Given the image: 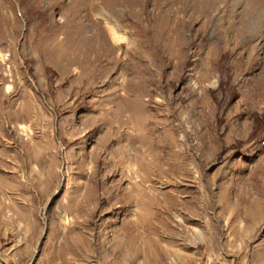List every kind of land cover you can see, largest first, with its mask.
<instances>
[{
	"label": "rangeland",
	"instance_id": "obj_1",
	"mask_svg": "<svg viewBox=\"0 0 264 264\" xmlns=\"http://www.w3.org/2000/svg\"><path fill=\"white\" fill-rule=\"evenodd\" d=\"M0 264H264V0H0Z\"/></svg>",
	"mask_w": 264,
	"mask_h": 264
},
{
	"label": "bare ground",
	"instance_id": "obj_2",
	"mask_svg": "<svg viewBox=\"0 0 264 264\" xmlns=\"http://www.w3.org/2000/svg\"><path fill=\"white\" fill-rule=\"evenodd\" d=\"M108 35H109V37H110V39H111V41L115 44V45H117V46H119L120 47V45H121V42L123 41V37L121 36V35H119L118 33H117V31L115 30V28H113V26L111 27H109V31H108ZM21 110V109H20ZM20 116V118L22 119V120H24V119H26V118H28V114L27 115H19ZM117 117H118V119H117V121L120 123V126L122 125V124H126V123H128V120H125V119H123V117H125L124 115H123V113H121V112H119L118 113V115H117ZM19 118V117H18ZM37 119V118H36ZM35 119V120H36ZM19 124V123H18ZM21 127H23V126H21ZM19 129V128H18ZM154 129V128H153ZM150 130V129H149ZM152 131V130H151ZM150 132V131H149ZM148 132V133H149ZM154 132H155V130H154ZM157 132H158V130H157ZM150 134V133H149ZM153 134V133H152ZM156 135V134H155ZM154 136V135H153ZM21 137V136H20ZM19 137V138H20ZM130 135L129 134H127V136H126V141H127V143L128 142H130V143H132V142H139V147L140 148H142L141 146H143L146 142L144 141V139L142 138L141 139V137L139 136V135H136L135 137H133L132 139H130ZM27 143V142H26ZM144 143V144H143ZM136 144V143H135ZM143 144V145H142ZM157 144V143H156ZM152 145V144H151ZM154 145V144H153ZM153 145H152V147H153ZM157 146V145H156ZM160 146V145H159ZM155 147V146H154ZM136 148V147H135ZM146 149H148V147H146V146H144V148H142V150L143 151H146ZM150 149V148H149ZM139 150V149H138ZM142 151H140V153H141ZM152 152V151H151ZM142 154H144V152L142 153ZM17 155V154H16ZM124 156H125V152H124ZM144 156V155H143ZM17 158V157H16ZM156 158V157H155ZM143 159V158H142ZM141 159V160H142ZM157 159V158H156ZM154 160V159H153ZM157 161H154V163H156ZM178 165V164H177ZM183 167V166H182ZM158 168L159 167H157V169H154V171H156L157 172V174L159 173V171H158ZM161 168V167H160ZM162 169V168H161ZM185 170V168H181V170ZM132 170H134V169H132ZM136 170H138V169H136ZM173 170H175V169H173ZM179 170V169H178ZM160 174V173H159ZM142 176V175H141ZM141 180H143V178L141 179ZM141 182V181H140ZM239 194V193H238ZM247 195H245L244 193L243 194H240L239 195V197L237 198V200L235 201V202H231V201H229V200H227V201H225L223 204H222V206H221V211H220V213H218V215L217 216H215L216 217V222H217V225H218V223H220L222 220V218H224V220L226 221V229H230L229 231H230V234H233V235H235V236H242L243 237V234H241V233H244V229H245V225H243V226H241V221H242V219H241V217H240V212H241V208H242V206H243V204L244 203H248V201H249V197H248V193H246ZM204 198H205V196H204ZM209 198V197H208ZM201 200V199H200ZM207 202V198L205 199V202H204V204H203V207L200 209V211H198L199 212V214L200 213H202V215L204 214V212H205V210H206V207H205V203ZM201 203H203V202H201ZM251 204H253V203H251ZM245 205V204H244ZM202 206V205H201ZM253 210H255V212L256 211H259V210H261L260 208H259V206H258V204H257V208H254ZM262 211V210H261ZM191 212H192V210H191ZM190 216V215H189ZM253 219H254V217H253ZM259 220H260V217H259ZM256 221V220H255ZM253 224H254V222H253ZM75 225V224H74ZM252 227H253V225H252ZM213 234V233H212Z\"/></svg>",
	"mask_w": 264,
	"mask_h": 264
}]
</instances>
